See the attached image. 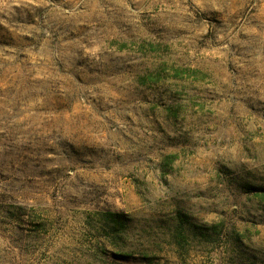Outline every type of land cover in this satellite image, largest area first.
Instances as JSON below:
<instances>
[{"label":"rangeland","instance_id":"374dc122","mask_svg":"<svg viewBox=\"0 0 264 264\" xmlns=\"http://www.w3.org/2000/svg\"><path fill=\"white\" fill-rule=\"evenodd\" d=\"M0 264H264V0H0Z\"/></svg>","mask_w":264,"mask_h":264}]
</instances>
